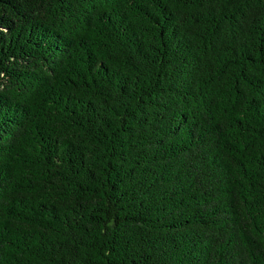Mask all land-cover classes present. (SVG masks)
Returning a JSON list of instances; mask_svg holds the SVG:
<instances>
[{
    "label": "trees",
    "instance_id": "obj_1",
    "mask_svg": "<svg viewBox=\"0 0 264 264\" xmlns=\"http://www.w3.org/2000/svg\"><path fill=\"white\" fill-rule=\"evenodd\" d=\"M0 264H264V0H0Z\"/></svg>",
    "mask_w": 264,
    "mask_h": 264
}]
</instances>
